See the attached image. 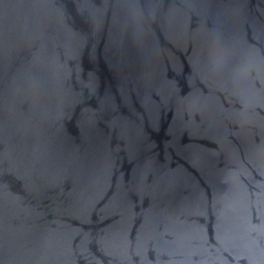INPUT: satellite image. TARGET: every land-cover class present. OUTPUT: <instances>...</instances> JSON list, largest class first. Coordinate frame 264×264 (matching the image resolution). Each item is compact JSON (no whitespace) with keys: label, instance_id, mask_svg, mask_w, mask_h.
Returning a JSON list of instances; mask_svg holds the SVG:
<instances>
[{"label":"water","instance_id":"1","mask_svg":"<svg viewBox=\"0 0 264 264\" xmlns=\"http://www.w3.org/2000/svg\"><path fill=\"white\" fill-rule=\"evenodd\" d=\"M0 264H264V0H0Z\"/></svg>","mask_w":264,"mask_h":264}]
</instances>
